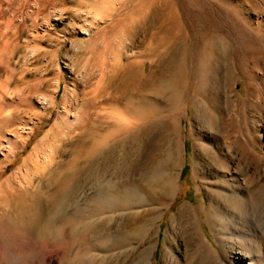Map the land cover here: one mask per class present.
<instances>
[{"label":"rangeland","instance_id":"rangeland-1","mask_svg":"<svg viewBox=\"0 0 264 264\" xmlns=\"http://www.w3.org/2000/svg\"><path fill=\"white\" fill-rule=\"evenodd\" d=\"M80 97L88 129L31 180L34 228L0 224V264H132L131 240L148 264L195 244L264 264V190L212 182L223 163L264 183V0H0V184Z\"/></svg>","mask_w":264,"mask_h":264},{"label":"bare ground","instance_id":"bare-ground-1","mask_svg":"<svg viewBox=\"0 0 264 264\" xmlns=\"http://www.w3.org/2000/svg\"><path fill=\"white\" fill-rule=\"evenodd\" d=\"M128 69H127V74H126L127 77H126V79H124V82H122L124 84H127L125 87L129 86L130 84H132L136 80V78H135L136 77V70H133L130 68H128ZM186 76H188V75H186ZM138 81L139 80H137V82ZM142 81H141V83H142ZM56 84L58 85V81ZM135 84L136 83L134 82V85ZM120 85L121 84H119V86ZM138 85H140V84L137 83V86ZM148 85H151V84H148ZM133 86H131V88ZM133 88H135V87H133ZM121 89L123 90V88H121ZM78 100L83 102V103L80 104L79 107L77 106V108H73L75 111L73 114V117H72L73 119L67 120L66 118H64L65 120H63L61 125L59 124L60 125L59 129L54 132V136H52V138L49 136L48 140H42V142L40 140L33 147V153L30 154L29 157L24 160L22 166L19 167L16 172H13L4 182H2L0 184V224H3L4 226H8V225H12L14 223L20 222V223L24 224V226H26V227L32 226L34 228V226H35L34 224L38 223L40 221L41 200L39 199L38 192H36V190L35 191L32 190L33 186L31 187L32 191L29 190V186L31 184V180L34 177H36L37 173H40V168L45 166V164L47 165V164L51 163V157H52L53 151L55 149L56 141H58L60 139V135L61 136L62 135L63 136L68 135V133L75 132V131H86L85 129L88 127V124L91 121V118L88 117V116H91V114H90L91 100H90V102H88L86 98H84V100H83V98L81 99V97ZM73 120H74V122H73ZM135 120L137 121L136 118H135ZM122 122L124 124L123 125L124 130L127 132V130H129V128L131 127L129 124L132 123V120H130V118L126 114L122 118ZM126 132H125V134H126ZM117 133H119V132H117ZM121 134H122V132H121ZM91 135H93V134H91ZM100 145H102V144L100 143ZM101 149L102 148L98 149L97 152H99V150L102 151ZM93 151H95V150L93 149ZM12 154H13V152H12ZM8 158H10V157L9 156L6 157L7 161L9 160ZM216 164H218V162ZM222 169H224L225 171H228V167L225 166L223 163H222V165L218 164L216 176L214 177V179H213L214 181H212V182L213 183L215 182L216 184L220 185V187H221V189H223V191L225 190L224 187L230 188V186H232V184L236 185V183H240V182H242L240 184V186L244 187L245 189H247L249 191H252L255 188H259L261 191L264 190V183L263 182H261L259 185L257 184L255 186L256 183L254 182V180H252L253 178L252 179L250 178V176L245 177L243 180L240 181L237 177H235L236 175L234 176L232 174H228L225 171L221 172ZM149 178H150V180L153 181L157 177H156V175L152 174V176L151 177L149 176ZM160 178H162V177H160ZM160 178H158V179L160 180ZM165 184H167V183H165ZM249 188H251L252 190ZM132 195H133V192L129 191L123 196V199H121L120 202H118L119 200L116 198H115V200H118L117 204L119 203L120 205H123V204H126L129 200L130 201L133 200ZM104 201H105V198H104ZM99 202L102 203V201H98L97 203H99ZM114 202H116V201H114ZM108 205H110V203ZM101 206H102V204H101ZM103 206H105V205H103ZM244 207L245 208L242 209V210H244V212L241 214H243V216H245V218H246L249 215L248 202L245 203ZM185 215H186V213H185ZM187 215H189L188 212H187ZM132 216H133V214H130V213L128 215H125L121 219H118L117 224L119 222L126 220V219L128 220V218L129 217L131 218ZM229 221H230V223L232 222L230 219L227 221V223ZM139 231L143 232V229H140L137 232H139ZM194 241H196V240L194 239ZM189 242H192V241H189ZM123 247H125L126 249L128 248L127 252H125L126 253L125 257H129L130 255H133V254L136 255V259L132 262V264H148V262H149L148 257H149L150 248H144L143 250L138 251L136 249V247L133 245V240H131L127 244V246L123 245ZM197 254H198V251L196 248V244H195V246H192V247L190 246L188 251H187L186 257H185L186 258L185 264H222L219 257L215 256L213 258H210L211 262L206 263ZM170 257H171L170 259H172L174 264H183L182 259H180L178 257V255H176L175 253H172Z\"/></svg>","mask_w":264,"mask_h":264}]
</instances>
